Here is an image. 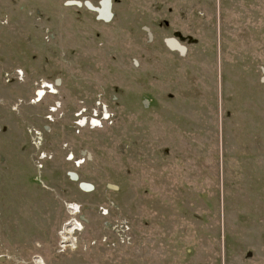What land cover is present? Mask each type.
<instances>
[{
    "label": "rangeland",
    "instance_id": "374dc122",
    "mask_svg": "<svg viewBox=\"0 0 264 264\" xmlns=\"http://www.w3.org/2000/svg\"><path fill=\"white\" fill-rule=\"evenodd\" d=\"M0 264H264V0H0Z\"/></svg>",
    "mask_w": 264,
    "mask_h": 264
},
{
    "label": "built area",
    "instance_id": "2783aa9c",
    "mask_svg": "<svg viewBox=\"0 0 264 264\" xmlns=\"http://www.w3.org/2000/svg\"><path fill=\"white\" fill-rule=\"evenodd\" d=\"M16 72H17V77L19 79L23 80V78H24V70L23 69H17ZM44 84L45 83H42V86ZM47 89H48V91H52L50 89H53V88L50 87V88H47ZM47 89H43L45 91L43 94H39V91H38V97L36 98V100L42 99L46 95ZM107 108H108V106L105 104V106H103L102 115H100V113L98 112V110H94V115L92 117H90V118L89 117H83V118H81V119L78 120V124L80 126H83V127L86 126V125H88V124L90 126H92V127L103 126V123L107 122L110 119V117H111V115L108 112ZM72 209H76L77 210L76 213L80 212V206H72ZM74 211L75 210H73L72 213H74ZM105 211L106 212H104V214H107L108 213V210L106 209ZM76 213H74V214H76ZM76 225L78 226V229H75V230H83L84 226L78 220H75V223L73 225H71L72 228H70V229L72 230L74 228V226H76ZM129 229H130V226H129V228L127 227V229H124V235H125L123 237V242L124 243L128 242L130 240V238H131V236L128 233ZM67 230L68 229H66L64 231V233L67 234L65 237L69 236V237H72V238L69 239V240H66L65 237H64L63 240H65V242L61 246L65 247V248H68V247L72 246V244L69 241H73V234H74L73 233L74 230H73V232L71 234L68 233ZM77 238H78V236L74 235L75 242L73 241V243H75V245L72 246L74 248H76L78 246L77 245V242H76L77 241Z\"/></svg>",
    "mask_w": 264,
    "mask_h": 264
},
{
    "label": "water",
    "instance_id": "95a60500",
    "mask_svg": "<svg viewBox=\"0 0 264 264\" xmlns=\"http://www.w3.org/2000/svg\"><path fill=\"white\" fill-rule=\"evenodd\" d=\"M78 4L80 5V3H78ZM89 6H91V5L89 4ZM99 11H100L101 15H102V16H105L106 18H108V17L110 16V12H109V11H107V12H103L102 10H99ZM169 42H170V44H171L173 47H179L181 50H184V47L178 45V43H177L176 41H171V40H170ZM82 186H83L84 188H88V185H86L85 183H83Z\"/></svg>",
    "mask_w": 264,
    "mask_h": 264
},
{
    "label": "bare ground",
    "instance_id": "6f19581e",
    "mask_svg": "<svg viewBox=\"0 0 264 264\" xmlns=\"http://www.w3.org/2000/svg\"><path fill=\"white\" fill-rule=\"evenodd\" d=\"M43 86H45V87H48V88H50V87H53V85L52 84H50V83H45ZM54 88V87H53ZM52 91H54V90H52ZM45 91L43 90H39V94H43ZM73 210H75L74 211V213H76L77 211H76V209H73ZM75 229H78V227H74L72 230L71 229H68L67 230V232L68 233H72L73 232V230H75ZM65 235V234H64ZM72 237H69V236H67V237H65V239L66 240H69V239H71ZM77 242V241H76ZM69 245V244H68ZM39 262H41V261H39Z\"/></svg>",
    "mask_w": 264,
    "mask_h": 264
}]
</instances>
